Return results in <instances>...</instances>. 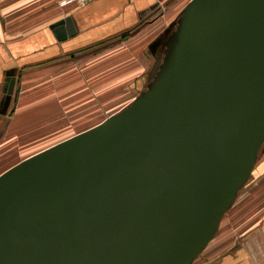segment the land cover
Here are the masks:
<instances>
[{"label":"water","instance_id":"1","mask_svg":"<svg viewBox=\"0 0 264 264\" xmlns=\"http://www.w3.org/2000/svg\"><path fill=\"white\" fill-rule=\"evenodd\" d=\"M169 30L131 103L0 174V264H192L214 238L264 145V0H190Z\"/></svg>","mask_w":264,"mask_h":264},{"label":"rangeland","instance_id":"2","mask_svg":"<svg viewBox=\"0 0 264 264\" xmlns=\"http://www.w3.org/2000/svg\"><path fill=\"white\" fill-rule=\"evenodd\" d=\"M173 1L178 4L172 22L190 0ZM81 5L77 0H0V46L7 82L0 109L5 116L0 131V173L35 151L120 111L147 89L163 62L172 22L161 34L165 37L156 52L145 50V58L134 50L143 35L135 28L92 50H44L22 63L10 59L5 41L45 28ZM263 160L264 145L258 162ZM255 177L256 172L237 201ZM240 205L225 215L220 233L229 227L228 221ZM216 236L192 264H207Z\"/></svg>","mask_w":264,"mask_h":264},{"label":"crops","instance_id":"3","mask_svg":"<svg viewBox=\"0 0 264 264\" xmlns=\"http://www.w3.org/2000/svg\"><path fill=\"white\" fill-rule=\"evenodd\" d=\"M177 4L173 0H90L56 20L59 21L71 16L76 27L74 34H67V36L58 39L55 31L51 28V24L56 22L54 21L45 28L5 41L4 46L10 59L15 63H22L35 53L44 50H92V48H97L118 37L121 33L140 28V32L143 35L134 50L140 52V56L137 55L136 57L145 58V50L149 49L152 52L149 45L173 21ZM129 54L127 55L128 57H130ZM3 55L0 46V109L4 90L7 87V82L4 81L3 75ZM135 55L131 54V56ZM144 66L143 64L141 67L145 68ZM129 103L131 102L129 101L124 107ZM114 113L116 111L111 112L107 117ZM106 118H103L100 122ZM3 120H5V116L0 110V131ZM55 143L57 141L47 147ZM255 172L256 177L249 185L247 193L241 196L238 201L236 200L232 206L235 207L237 204H241L240 209L236 210L233 220L228 221L229 227L220 233L224 217L229 211L224 215L217 232L218 235H215L217 237L216 242H214L212 251L207 259V264H264V160L261 162L257 161L253 174Z\"/></svg>","mask_w":264,"mask_h":264},{"label":"built area","instance_id":"4","mask_svg":"<svg viewBox=\"0 0 264 264\" xmlns=\"http://www.w3.org/2000/svg\"><path fill=\"white\" fill-rule=\"evenodd\" d=\"M79 3H81V4H85V3H87V2H89L90 0H77Z\"/></svg>","mask_w":264,"mask_h":264},{"label":"bare ground","instance_id":"5","mask_svg":"<svg viewBox=\"0 0 264 264\" xmlns=\"http://www.w3.org/2000/svg\"><path fill=\"white\" fill-rule=\"evenodd\" d=\"M73 136V135H72Z\"/></svg>","mask_w":264,"mask_h":264}]
</instances>
